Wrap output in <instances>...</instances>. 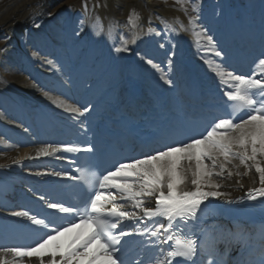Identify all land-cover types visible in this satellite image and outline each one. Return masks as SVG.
Segmentation results:
<instances>
[{
    "label": "snow or ice",
    "instance_id": "snow-or-ice-1",
    "mask_svg": "<svg viewBox=\"0 0 264 264\" xmlns=\"http://www.w3.org/2000/svg\"><path fill=\"white\" fill-rule=\"evenodd\" d=\"M185 2L177 0L181 5ZM192 11L197 9L193 7ZM135 19H138L135 13L130 15L129 22L133 26ZM190 22L194 23L195 18ZM151 31L153 29L149 28ZM205 38L215 47L212 36ZM121 50L116 49L118 52ZM215 55L221 56L222 53L216 51ZM258 67L264 70V59H259ZM217 75L225 85L223 95L231 102V112L226 117L216 119L200 138L119 163L107 174L70 177L85 186V198L81 201L83 207L79 204L66 206L63 202L48 201L40 196L53 214L73 218L65 224L57 225L53 219L38 218L28 211L12 213L50 230L34 245L0 248V264H21L24 258H37L39 264H143L142 259L129 261L123 258L124 237L134 233L125 231L122 221L140 223L145 219L152 221L153 227L145 224L143 231L137 229L135 234L148 233L156 237L160 245H168L170 249L160 247L159 254L152 258V264H196L197 258L204 254L211 257L208 264H222L214 250L174 231L179 228V222L198 219L202 205L209 198H229L230 194L220 191L223 185L214 178L223 179L225 174L227 177L241 175L238 171L233 173L232 168L243 166L246 169L243 175H248L254 167L260 187L249 189L248 196L252 200L264 197V159H261L264 158V79L236 75L222 69L217 71ZM167 83L172 82L169 80ZM53 102L64 106L62 102ZM66 110L78 115L88 111L85 108L82 112L75 107H66ZM60 150L49 144L38 149L36 155L49 156ZM92 150L91 147L86 149ZM64 151L77 152L80 149L65 147ZM189 183L192 190H185ZM97 185L101 190L116 189L122 200L133 202L132 206L139 211L125 210L124 204L116 202L115 193L95 191ZM144 198H154L155 207L146 206Z\"/></svg>",
    "mask_w": 264,
    "mask_h": 264
},
{
    "label": "bare ground",
    "instance_id": "bare-ground-1",
    "mask_svg": "<svg viewBox=\"0 0 264 264\" xmlns=\"http://www.w3.org/2000/svg\"><path fill=\"white\" fill-rule=\"evenodd\" d=\"M53 1L54 0H0V33L5 34L11 42L14 41L13 37H15V35L22 29L23 25L30 19V17L36 16L41 13ZM193 1L199 2V0ZM146 5L150 10L153 9L154 5L150 0L146 1ZM133 13H135L138 17V19H135V26H133V24L129 22V17ZM159 17L160 18L155 17L154 22H152L151 24H147L143 21L138 9H136L134 5L132 8H130L129 13L123 17V20L120 22L118 20V24L114 26L113 33H115L116 42L115 45L111 46V49L115 55L116 62L108 67L109 71L107 74L110 87L108 90H110L112 93L120 95L128 91L131 88V84L136 83L135 76L144 75V71L147 76L151 75V72L157 73V71L151 70V65L144 60L145 54H148L146 50L149 49L151 45H153L152 43L154 40L158 41L159 39H161V42H166L167 39L174 46L178 39H182L185 37L186 42L192 47L195 48L196 45L199 44L198 39H200V37H196L194 35L195 33L191 29V24L187 21L185 16L181 17V19H184V21L182 20V22H179V18L176 19V17L172 15H163ZM149 28L153 29V31L149 32ZM51 34L54 35L55 39L57 38L66 40L59 33L57 35L56 30L53 28L51 29ZM100 40L101 37H98L93 29L89 33H87L86 36H83L82 40L79 41V45V42L77 43L76 41H72V43L68 44L66 48H64V45L60 46L63 52V56L65 57V60H67V62L72 59L71 57H73L72 54L74 53V61L69 62L71 66H74L83 56L85 50L84 48L89 50V52L93 51V47H95L96 43ZM33 43L41 47V50L43 51L48 50L50 47L47 44L44 36L34 37ZM98 46L102 48L104 45L102 43L98 44ZM159 46L162 47V45ZM117 48H120L122 50L118 52L116 51ZM175 50L176 48H174V51ZM18 51L20 52V48H18ZM159 52H161V50H159ZM190 53L193 55H197L199 54V51L192 50ZM148 55H151V53H149ZM16 56L17 55H12L11 53V60L14 66H19L16 65L19 59H22V63L25 62V58H16ZM99 56L104 58L102 52L99 53ZM135 57H140L139 61H141L140 63L143 67L139 66L137 68H131L130 65L134 64ZM176 61L182 64V61L184 60L181 57V54L178 55ZM170 66L174 68V62L170 63ZM35 68L38 69L37 72H35ZM39 69H45L42 65L41 59L37 58L35 60H32L29 73L41 78ZM10 70L14 74L16 81H14V83L6 81V83L0 85V95H2L3 97L18 98L21 96L30 99L33 102L47 104L52 109L61 108L65 109V111L66 107H73L63 100L53 99L52 94L45 91V88L42 87L38 89V87L33 86L31 82H26L23 78L17 76L16 73L18 74L22 72H17L16 67H11ZM96 77L98 80L101 79V72L96 70ZM150 80L153 79L150 78ZM54 100L58 103L62 102L64 106H57V103L53 102ZM1 103L2 100H0V105H2ZM6 117L9 118V115H0V119L5 123H7ZM6 130L10 131L9 129ZM7 134L10 135L11 132ZM1 144L0 180L21 171L23 167H26L22 164L26 163L19 161L36 156L38 150L37 146L11 148L7 147L8 145L5 142H1ZM236 163H238V161ZM18 167L19 170L17 169ZM231 170L233 171V173L238 171L241 173V175L233 174L231 177H227V175L225 174V178L223 179L214 178L223 185L220 191L230 194L229 198L210 199L220 200L223 201L224 204H229L235 198H237L238 195L241 197L248 196L249 189L260 187L259 176L258 173L255 172L254 167L248 173V175H243V173L246 171L243 166H240L238 169L232 168ZM185 190H192V186L190 183L186 186Z\"/></svg>",
    "mask_w": 264,
    "mask_h": 264
},
{
    "label": "rangeland",
    "instance_id": "rangeland-1",
    "mask_svg": "<svg viewBox=\"0 0 264 264\" xmlns=\"http://www.w3.org/2000/svg\"><path fill=\"white\" fill-rule=\"evenodd\" d=\"M54 0L48 7L47 11H45L44 17L50 15L52 13V16L60 13H65V10H68L71 13L75 14V18L78 20L76 24H79L77 26V30L81 27L82 20L87 19H94L96 20V33L98 35L102 34L104 28H105V22L108 23L107 27L109 28L110 33H113V26L118 24V19H121V15H119V12L122 11L124 7L129 9V4H132V2H136L140 6V14L143 17V19H152V15L154 14V11L149 10L141 0ZM161 1H167L168 3L163 4ZM152 2L157 6L166 8V12L169 11L173 14L181 13L176 7L175 3H177V0H152ZM187 2V1H186ZM183 6H186V3L183 4ZM86 10V13H85ZM177 13H176V12ZM66 15V14H65ZM41 19H39L38 16H35L31 18L27 24L25 25L26 28L34 27L35 24L39 23ZM152 21V20H150ZM28 28V29H29ZM27 29V30H28ZM26 30V31H27ZM6 39L5 36L0 35V40ZM7 46V45H6ZM5 49H3L4 51ZM0 71V80L3 78H8L12 76L10 73L4 71V63L1 65ZM3 76V78H2Z\"/></svg>",
    "mask_w": 264,
    "mask_h": 264
}]
</instances>
